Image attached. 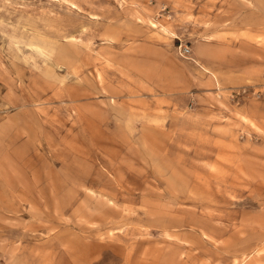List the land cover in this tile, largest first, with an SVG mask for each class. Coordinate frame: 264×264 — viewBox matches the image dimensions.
Wrapping results in <instances>:
<instances>
[{"label": "rangeland", "instance_id": "1", "mask_svg": "<svg viewBox=\"0 0 264 264\" xmlns=\"http://www.w3.org/2000/svg\"><path fill=\"white\" fill-rule=\"evenodd\" d=\"M0 264H264V0H0Z\"/></svg>", "mask_w": 264, "mask_h": 264}, {"label": "built area", "instance_id": "2", "mask_svg": "<svg viewBox=\"0 0 264 264\" xmlns=\"http://www.w3.org/2000/svg\"><path fill=\"white\" fill-rule=\"evenodd\" d=\"M189 52V50L188 49H185V53H188Z\"/></svg>", "mask_w": 264, "mask_h": 264}]
</instances>
